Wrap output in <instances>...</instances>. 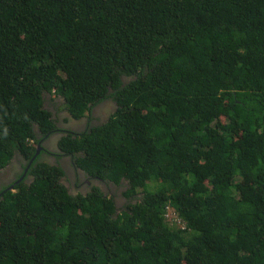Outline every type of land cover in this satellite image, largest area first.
<instances>
[{"label": "trees", "instance_id": "obj_1", "mask_svg": "<svg viewBox=\"0 0 264 264\" xmlns=\"http://www.w3.org/2000/svg\"><path fill=\"white\" fill-rule=\"evenodd\" d=\"M46 95L114 103L58 146L133 199L37 155L0 264H264V0H0V170L56 127Z\"/></svg>", "mask_w": 264, "mask_h": 264}, {"label": "flooded vegetation", "instance_id": "obj_2", "mask_svg": "<svg viewBox=\"0 0 264 264\" xmlns=\"http://www.w3.org/2000/svg\"><path fill=\"white\" fill-rule=\"evenodd\" d=\"M102 103H106V102H102ZM102 103H100V104H102ZM104 105H106V104H104ZM63 112L60 111L57 114H60V115H62V117H64L65 112H64V115H63ZM67 114H68V116H66V117L71 118V115L69 114L68 111H67ZM89 116L91 117V114H89L84 120H82L83 123L89 122V120H90ZM72 121H75V120L72 118L70 120V122L72 123ZM76 122H77V120H76ZM80 128H81V126H79V125H77L75 128H60V126L57 122L56 127L53 130L49 131L46 135L41 136L39 134L38 137L40 138V142L37 143V146L38 145L40 146V151L37 154L38 155L37 157L38 158L40 157L39 159L44 160L45 162L47 161L49 163H52V162L54 163L56 161L55 155H60V157L62 156V159H59L60 165L64 170V176L62 177V179L64 180V178H65L66 180L69 181V183L71 185V190H70L71 192H76V191L83 192V190H86V189L90 190V188H92L93 185H99L101 187V189L107 188L104 190H106L110 194H112L110 189H109L112 187L110 185V183H112V182L108 183L106 181H101L98 179L90 178L88 175H86V173L83 170H81L79 167H77L73 156L69 155L67 153H64L58 146V140L60 139V137L62 135H65L67 133H78ZM36 130H37V132H39L38 129H36ZM31 159H32V157L27 161V164H26L25 158L20 153H16L12 157L11 161L6 166L7 168L10 169V172H9L10 178H7L4 182H2L3 177L1 176V179H2L1 182L2 183H0V188L3 185L5 187V188L2 187V189H1L2 191H3V189H5V190L14 189L15 185H17L21 181H28L32 178L31 174L29 173V170H30L29 168H30V164L33 163L35 158L33 161H31ZM6 167H4V168H6ZM101 184H103L104 188L102 187ZM88 190H86V191H88ZM117 194L120 195L119 193H117ZM121 196L124 198L123 194H121ZM114 200L117 201V204H119L121 201L120 197L116 196V195L114 196ZM128 202H129V200L126 201L125 203H128Z\"/></svg>", "mask_w": 264, "mask_h": 264}, {"label": "rangeland", "instance_id": "obj_3", "mask_svg": "<svg viewBox=\"0 0 264 264\" xmlns=\"http://www.w3.org/2000/svg\"><path fill=\"white\" fill-rule=\"evenodd\" d=\"M45 99H46V101L44 102V104H46L47 106L53 104V106H54L53 113L58 116V121L57 122H58L59 126L63 125L64 127L75 128L77 125H79L82 128V126L86 125V122L83 123V121H82L84 119H80L77 122L76 121H72V123L68 122V121L64 122L62 120V115L57 114V113H59L60 111H62V112L64 111L65 112V115H64V112H63L64 117L68 116L67 111L64 108L65 104H64V100H63L62 97H55L52 100V99H50V96H46ZM104 104H106V105H104ZM114 108H115L114 103H111V102L110 103L106 102V103H102V104L96 105L93 108L92 113H91V117H90V120H89L90 124H96V123H98L100 121L106 120L108 118V116L114 112ZM9 172H10V169L7 168V167L0 170V183L4 182L7 178H10V173ZM1 176L3 177V181L2 182H1V180H2ZM108 183H110V182H108ZM101 185L103 187V184H101ZM110 185L112 186L111 188H109L111 193H112V195L119 196L120 199H121L120 203L117 205V211L120 212L119 209L124 207L125 202L128 201V199H130V201H131L132 197H127V196L123 195L124 196V198H123L121 196V194H123V192L125 191L124 183H122L121 185L120 184L117 185V184L110 183ZM104 189H107V188H104ZM86 190H88V189H86ZM86 190H83V192L86 193L87 192ZM104 191H106V190H104ZM117 193H119L120 195H118ZM169 217H171V216L169 215Z\"/></svg>", "mask_w": 264, "mask_h": 264}, {"label": "clouds", "instance_id": "obj_4", "mask_svg": "<svg viewBox=\"0 0 264 264\" xmlns=\"http://www.w3.org/2000/svg\"><path fill=\"white\" fill-rule=\"evenodd\" d=\"M46 96H50V95H46ZM58 97H61V96H58ZM62 98H63V97H62ZM65 109H66V108H65ZM66 110H67V109H66ZM67 111H68V110H67ZM91 113H92V112H91ZM91 113H87L86 116H84V117H82V118H80V119H85V118H86L89 114H91ZM89 117H90V116H89ZM80 119H79V120H80ZM88 123L90 124V121L87 122L86 125H87ZM86 125H84V126H82V127H85ZM91 125H93V124H91ZM113 184H114V183H113ZM11 190H13V189H11Z\"/></svg>", "mask_w": 264, "mask_h": 264}, {"label": "water", "instance_id": "obj_5", "mask_svg": "<svg viewBox=\"0 0 264 264\" xmlns=\"http://www.w3.org/2000/svg\"><path fill=\"white\" fill-rule=\"evenodd\" d=\"M39 151H40V146L38 145L35 154L32 156L31 161L34 160V158L37 156V154L39 153Z\"/></svg>", "mask_w": 264, "mask_h": 264}, {"label": "crops", "instance_id": "obj_6", "mask_svg": "<svg viewBox=\"0 0 264 264\" xmlns=\"http://www.w3.org/2000/svg\"><path fill=\"white\" fill-rule=\"evenodd\" d=\"M54 116V115H53ZM66 117H62V120L65 122ZM61 128H70V127H64L63 125L60 126Z\"/></svg>", "mask_w": 264, "mask_h": 264}]
</instances>
